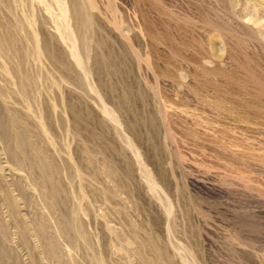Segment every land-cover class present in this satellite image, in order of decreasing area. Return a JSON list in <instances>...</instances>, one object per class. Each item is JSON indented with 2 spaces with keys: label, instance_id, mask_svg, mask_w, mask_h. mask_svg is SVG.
<instances>
[{
  "label": "rangeland",
  "instance_id": "1",
  "mask_svg": "<svg viewBox=\"0 0 264 264\" xmlns=\"http://www.w3.org/2000/svg\"><path fill=\"white\" fill-rule=\"evenodd\" d=\"M6 263L264 264V0H0Z\"/></svg>",
  "mask_w": 264,
  "mask_h": 264
},
{
  "label": "bare ground",
  "instance_id": "2",
  "mask_svg": "<svg viewBox=\"0 0 264 264\" xmlns=\"http://www.w3.org/2000/svg\"><path fill=\"white\" fill-rule=\"evenodd\" d=\"M98 1V0H97ZM100 1V0H99ZM106 1V0H105ZM259 1V0H258ZM99 5V4H98ZM102 5H104V4H102ZM263 5V4H262ZM74 12V11H73ZM107 12H108V10H107ZM110 13V12H109ZM96 20V19H95ZM25 25V24H24ZM46 38V37H45ZM58 39V38H57ZM26 42H28V41H26ZM44 43V42H43ZM42 43V44H43ZM45 44V43H44ZM61 48V47H60ZM59 48V49H60ZM57 50V49H56ZM58 51V50H57ZM44 53V52H43ZM42 53V54H43ZM43 56V55H42ZM56 58V57H55ZM59 58V57H58ZM62 62H64V61H62ZM57 63V62H56ZM73 64V63H72ZM74 65V64H73ZM76 65V64H75ZM258 69V68H257ZM71 70V69H70ZM33 75V74H32ZM28 76H30L29 74H28ZM259 76V75H258ZM71 80V79H70ZM72 80H73V78H72ZM77 81V80H76ZM262 81V80H261ZM229 82V81H228ZM243 82V81H242ZM231 85V84H230ZM262 90V89H261ZM21 92V91H20ZM25 93H27V92H25ZM22 96V95H21ZM33 98V97H32ZM248 100V99H247ZM240 101H241V99H240ZM256 110V109H255ZM4 133V132H3ZM6 133V132H5ZM255 134V133H254ZM4 140V139H3ZM29 140V139H28ZM12 144V143H11ZM15 145V144H14ZM22 149V148H21ZM17 151V150H16ZM14 162V161H13ZM24 162V161H23ZM26 163V162H25ZM26 164H28V163H26ZM46 179V178H45ZM10 214V213H9ZM13 214V213H12ZM21 224V223H20ZM22 225H24V224H22ZM26 225V224H25ZM36 228V227H35ZM43 228V227H42ZM67 228V227H66ZM45 229H47V228H45ZM83 233H84V236H85V232H84V230H83ZM83 236V235H82ZM36 237V236H35ZM85 237H87V235L85 236ZM39 238V237H38ZM40 239V238H39ZM88 239V238H87ZM46 241V240H45ZM60 245V244H59ZM3 248H4V246H3ZM2 261V260H1ZM4 262H6V261H4ZM7 264V263H6ZM41 264V263H40Z\"/></svg>",
  "mask_w": 264,
  "mask_h": 264
}]
</instances>
